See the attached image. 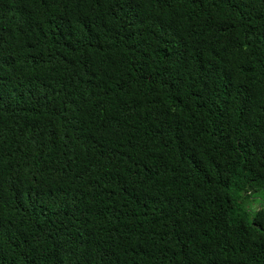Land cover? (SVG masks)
<instances>
[{
  "label": "trees",
  "instance_id": "trees-1",
  "mask_svg": "<svg viewBox=\"0 0 264 264\" xmlns=\"http://www.w3.org/2000/svg\"><path fill=\"white\" fill-rule=\"evenodd\" d=\"M260 188L264 0H0V264H264Z\"/></svg>",
  "mask_w": 264,
  "mask_h": 264
},
{
  "label": "rangeland",
  "instance_id": "rangeland-1",
  "mask_svg": "<svg viewBox=\"0 0 264 264\" xmlns=\"http://www.w3.org/2000/svg\"><path fill=\"white\" fill-rule=\"evenodd\" d=\"M242 193L241 195L247 196L244 201H241L244 208L251 214L256 208H258L261 204L264 203V188L251 190L246 193ZM242 198V197H241Z\"/></svg>",
  "mask_w": 264,
  "mask_h": 264
}]
</instances>
